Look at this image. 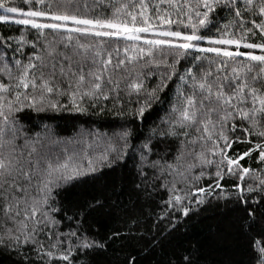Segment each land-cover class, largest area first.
<instances>
[{"label":"snow or ice","instance_id":"1","mask_svg":"<svg viewBox=\"0 0 264 264\" xmlns=\"http://www.w3.org/2000/svg\"><path fill=\"white\" fill-rule=\"evenodd\" d=\"M224 10L230 18L221 22ZM0 22L23 28L0 33V252L13 264H92L106 251L120 233L100 237L90 222L106 200L64 204L59 190L130 152L134 187L168 194L157 214L170 221L165 232L212 200L252 237V264H264V0H93L91 9L81 0H0ZM172 83L169 111L146 133H97L80 152L53 156L41 143L48 133L29 136L22 123L26 110L90 108L143 121ZM121 94L135 105L125 109ZM109 99L111 108L101 104ZM237 144L247 147L233 151ZM198 257L193 246L168 264Z\"/></svg>","mask_w":264,"mask_h":264},{"label":"trees","instance_id":"2","mask_svg":"<svg viewBox=\"0 0 264 264\" xmlns=\"http://www.w3.org/2000/svg\"><path fill=\"white\" fill-rule=\"evenodd\" d=\"M85 2L91 9L93 0H81V4ZM150 2H158V0H150ZM104 3H107V0H104ZM102 11L103 8H97L89 12L81 7V12L88 14H100ZM224 17H229L227 10L220 12L217 19L224 22ZM22 30V26L0 22V33L5 35L15 36ZM45 31L50 32V30ZM34 36L33 30L29 38ZM203 46H208L206 41L203 42ZM4 51V46L0 44V53ZM31 51L30 47L26 49L28 53ZM9 57H11L10 50ZM155 83L154 78L148 81L149 86ZM174 88L175 84L172 83L160 94L159 102L154 103L152 108L145 112L143 121L135 120L133 123L132 117L126 116L121 119L111 112L98 114V108H90L87 114L70 110L59 112L26 110L22 114V123L29 136L48 133L47 138L42 139L41 143L45 146L43 150L47 151L50 148L53 156L60 155L65 147L69 149V154L72 151L80 152L85 147L81 141L91 143L97 133L112 136L123 127L137 126L141 133H146L149 127L159 123L160 118L169 111L173 102ZM135 100V96L129 98L121 94L125 109L130 104L134 106ZM61 103L67 104L68 101L64 98ZM113 103L112 99L101 101V104H106L108 108H111ZM50 141L60 143L53 145ZM133 143L136 141L134 140ZM246 147L244 144H237L234 145L233 151H243ZM37 148L40 150L39 145ZM131 157L130 152L124 161L111 167L105 166L96 173L81 177L79 182L59 190L58 199L64 204H76L92 197L106 200L104 208L95 209L90 216L93 231L103 238L111 237L116 232L120 235L108 241L106 251H97L92 256V264H125L129 256L135 257L136 264H168L169 260H174L180 251H187L193 246L199 250V264H252V237L240 232L235 226L231 210L215 201L210 200L198 211L180 220L174 231L165 232L170 221L158 220L157 214L162 211L161 202L167 199L168 194L159 191L151 197H146L144 192L138 191L134 187L139 181L134 175ZM248 163L249 161L245 160V164ZM250 163L253 168L257 167L254 158ZM225 183L231 185L233 180L229 178ZM133 220L139 223L133 225ZM259 232V227H256L254 234ZM13 260L14 256L0 252V264H13Z\"/></svg>","mask_w":264,"mask_h":264}]
</instances>
